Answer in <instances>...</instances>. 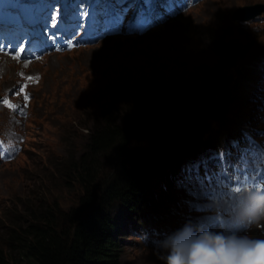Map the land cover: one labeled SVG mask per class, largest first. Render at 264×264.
Wrapping results in <instances>:
<instances>
[{"label":"rangeland","instance_id":"rangeland-1","mask_svg":"<svg viewBox=\"0 0 264 264\" xmlns=\"http://www.w3.org/2000/svg\"><path fill=\"white\" fill-rule=\"evenodd\" d=\"M255 2L264 6V0L185 1L175 16L142 34L114 33L88 46L54 52L31 62L0 56V92L10 91L20 74L32 92L26 116L18 123L24 140L22 150L12 160L0 163V225L21 216L30 203L60 209L75 203L76 183L72 179L64 181L66 175L58 170L57 163L80 149L81 134L76 123L83 119L81 112L91 111L97 101L102 107L112 105L117 100L113 94L125 89L143 91L144 98L150 95L148 90L157 88L162 95L187 90L201 80L203 70L212 66L218 49L227 43L237 46V57L228 69L226 95L222 98L225 113L209 125V130L206 127L207 139H219L221 128L234 130L231 135L239 126L254 122L257 110L261 112L260 104L264 109V84H254L251 79L250 88L243 90L255 104L252 109L248 100L238 95L235 85L241 78L245 82L249 70L253 75L256 68L251 62L259 45L264 44V11L254 19L231 15L236 7ZM6 60L11 64L2 67ZM256 96L261 99L255 101ZM15 117L13 111L0 104V131L12 123L17 125ZM229 134L223 139L225 149L232 144ZM203 150L212 149L207 146ZM252 174L255 190L264 188V166L255 164ZM199 186L193 197L177 186L163 191L168 196L173 192L179 206L174 201L156 209L154 220H146L137 226L139 231L127 233L118 264H165L161 241L187 222L210 227L214 210L220 211L221 218L229 219L232 226L225 228L227 231L241 233V220H234L236 198L223 204L216 200L220 195L215 190H204L202 195ZM205 194L216 198L207 199ZM252 238L264 239V235L257 233Z\"/></svg>","mask_w":264,"mask_h":264},{"label":"trees","instance_id":"trees-1","mask_svg":"<svg viewBox=\"0 0 264 264\" xmlns=\"http://www.w3.org/2000/svg\"><path fill=\"white\" fill-rule=\"evenodd\" d=\"M236 47H220L201 80L178 94L162 95L157 88L144 98L143 91L125 89L113 94L112 105L97 101L91 111L81 112L83 119L76 123L80 149L57 163L64 181L76 183L75 203L64 209L30 203L21 216L0 225V264H118L127 233L154 220L156 209L174 201L178 205L173 192L163 191L195 172L187 170L190 159L196 161L192 155L220 145L234 131L221 128L219 139H207L205 129L225 113L222 98ZM259 47L256 61L264 60V44ZM247 76L235 89L252 109L255 104L243 90L251 79L264 84V73L256 69ZM248 135L245 130L231 134L238 139L237 149L221 155L228 156V172L251 158Z\"/></svg>","mask_w":264,"mask_h":264},{"label":"clouds","instance_id":"clouds-1","mask_svg":"<svg viewBox=\"0 0 264 264\" xmlns=\"http://www.w3.org/2000/svg\"><path fill=\"white\" fill-rule=\"evenodd\" d=\"M233 211L245 225L241 233L227 231L218 221L210 227L187 222L161 241L165 264H264V239L252 238L264 235V188L237 193ZM214 215L221 217L219 210Z\"/></svg>","mask_w":264,"mask_h":264},{"label":"water","instance_id":"water-1","mask_svg":"<svg viewBox=\"0 0 264 264\" xmlns=\"http://www.w3.org/2000/svg\"><path fill=\"white\" fill-rule=\"evenodd\" d=\"M261 11H264L263 4L260 2H255V3L248 4V5H242V6L236 7L232 11L231 17L237 18V19H248V18L255 17Z\"/></svg>","mask_w":264,"mask_h":264},{"label":"bare ground","instance_id":"bare-ground-1","mask_svg":"<svg viewBox=\"0 0 264 264\" xmlns=\"http://www.w3.org/2000/svg\"><path fill=\"white\" fill-rule=\"evenodd\" d=\"M122 1H125V0H122ZM140 1H141V0H130V2H132V3L135 2V5H136V6H138V5L140 4ZM136 3H137V4H136ZM45 8H46V5H44V4L38 6L39 14H40L43 18H47V15H48V14L45 12ZM127 15H128V14H127ZM60 25H64V23H61ZM72 50H73V49H72ZM0 56H2V57H6V56L1 55V54H0ZM9 64H11V63H10L8 60H6V61L4 62V64H3L2 67H6V65H9ZM226 223H227L226 220H223V219L221 220V224H222L223 226H225Z\"/></svg>","mask_w":264,"mask_h":264},{"label":"snow or ice","instance_id":"snow-or-ice-1","mask_svg":"<svg viewBox=\"0 0 264 264\" xmlns=\"http://www.w3.org/2000/svg\"><path fill=\"white\" fill-rule=\"evenodd\" d=\"M149 7V4H145L144 5V9H147ZM122 8H123V6H122ZM52 20H53V22L55 23V19H56V17H54V16H52V17H50ZM261 180H264V174H262L261 175Z\"/></svg>","mask_w":264,"mask_h":264}]
</instances>
